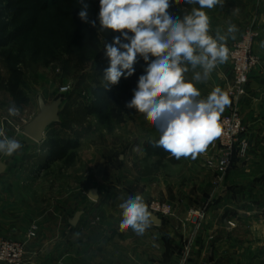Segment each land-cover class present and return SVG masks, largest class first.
Here are the masks:
<instances>
[{"label":"crops","instance_id":"crops-1","mask_svg":"<svg viewBox=\"0 0 264 264\" xmlns=\"http://www.w3.org/2000/svg\"><path fill=\"white\" fill-rule=\"evenodd\" d=\"M185 7L186 13L174 17L183 19L197 5ZM207 11L211 34L215 35L217 28L226 31L229 23L237 26L236 38L227 41L228 48L244 28L252 25L258 33L255 51L264 58V0H224L223 7ZM260 69L251 73L239 101L249 139L248 155L246 159L234 158L220 180L215 177L216 168L202 163V158L216 157V141L195 160H177L164 150L158 156L154 141L159 139V133L141 116L133 124L132 132L133 170L137 171V178H119L112 197L90 188L83 205L76 208L72 204L67 212L61 211L53 199L37 197L33 190L38 180L27 178L28 170H19L13 176V165L0 158L6 165L0 174V236L26 240L27 264L58 263L64 250L68 253V264H171L176 256L178 264H264V244L260 241L264 217L261 211L253 210L254 204L264 203L258 180L253 177L264 168V76ZM187 76L191 79L192 72ZM232 76L228 61L196 87L202 98L215 87L227 92ZM231 106L232 99L222 114ZM38 143L43 149L39 168L34 172L44 170L53 161L44 136ZM158 160L162 174L156 171ZM90 191H95V198L89 195ZM137 194L144 197L147 205L156 197L173 207L171 214L157 215L160 223L152 222L143 235L119 228L122 219L119 204ZM195 209L201 216L190 214ZM77 211L82 214L72 225L70 220ZM30 223H35L36 231L27 238ZM248 232L259 242H245Z\"/></svg>","mask_w":264,"mask_h":264},{"label":"rangeland","instance_id":"rangeland-1","mask_svg":"<svg viewBox=\"0 0 264 264\" xmlns=\"http://www.w3.org/2000/svg\"><path fill=\"white\" fill-rule=\"evenodd\" d=\"M54 1L49 0L50 4L45 13L41 15L38 29L24 35L11 52L12 56L17 57V60L12 63L19 67L23 73L22 91L27 101L19 107L20 117H8L7 110L14 102L5 91L3 84H0V127L5 129L9 138H16L22 144V148L13 156L7 157L0 154V158L13 165V176L19 170H28L27 178L38 180V184L33 190L37 197L41 200L44 198L53 199L61 211L67 212L68 207H71L72 204L76 208L83 205V199L88 198V189L90 188L97 189L104 196L112 197L118 189L116 182L119 178L123 177L124 180L137 178V171L133 170V154L135 152L132 151V132L133 124L137 123L143 115L137 113L135 109L126 107L127 102L133 97L131 95L127 98L120 92L123 86L122 78L126 76H122L117 84L104 88L105 81L102 78L105 69L110 65V61L105 55V45L112 43L114 37L119 36L120 33L100 30L99 0H86L89 5L88 23L81 19L75 21L71 17L56 14L52 8ZM258 1L260 2V0ZM76 2L81 10L80 0H76ZM187 5V3H181L175 9V16L182 12L186 13L185 6ZM91 21L96 22V27L91 25ZM247 28L256 32L253 52L259 61L256 68L260 67L262 72L261 66L264 68V58H261L255 51L258 33L252 25H249L244 28L241 35ZM122 42L128 41L122 40ZM121 50L123 51V49ZM8 73L9 66L6 60L0 57L2 82L7 78ZM139 76L134 75L127 79L129 84L134 86V90L137 88ZM249 80L250 76L248 82ZM105 93H113L117 96L116 111L120 114L121 119L109 116L102 97ZM243 95L240 96V99ZM38 96H41L46 104L61 97L58 111L59 121L51 124L44 133V144L49 146L47 149L50 150L51 140H68L73 146L60 158L53 160L44 170L34 172V170H38L37 167L39 168L38 161L41 159L39 154L43 148L38 145V142L23 133V127L39 112ZM5 117L12 120L13 123L8 124ZM143 124H146V121ZM246 133L247 130H245V135ZM155 152L158 156L163 153L162 149L158 147ZM236 157L233 155V159ZM202 159V163L207 167L216 168L214 161L212 164H208L204 158ZM155 165L156 171L164 173L159 160ZM216 172L215 177L218 178V171ZM254 174H257L253 177L258 180L260 194L264 198V168ZM145 175H147L146 171ZM127 190L130 191V187ZM153 199L166 202L156 197ZM253 207L254 211H261L264 217V203H256ZM61 219L63 223V218ZM29 225L28 229L32 223ZM261 228L260 241L263 245L264 223ZM245 235H248L245 236V242H259V239L251 232ZM3 238L17 240L13 237ZM65 242H68L67 239ZM65 248H67L66 245ZM176 259H171V264H178L179 259ZM46 264L53 263L49 261ZM54 264H68L66 250L61 252L59 262ZM76 264L83 263L76 262Z\"/></svg>","mask_w":264,"mask_h":264},{"label":"clouds","instance_id":"clouds-1","mask_svg":"<svg viewBox=\"0 0 264 264\" xmlns=\"http://www.w3.org/2000/svg\"><path fill=\"white\" fill-rule=\"evenodd\" d=\"M80 2L78 16L88 23L89 5L86 0ZM175 3L197 7L180 19L169 12L172 0H99L100 30L120 33L105 45L110 65L102 79L106 89L117 84L122 76H132L137 57H142L147 63L145 74L139 76L126 107L135 109L156 128L159 139L154 141L155 147L177 160H195L221 137L220 118L231 105L229 94L220 87L202 98L196 84L209 80L214 70L228 62L227 41L236 38L238 28L229 23L226 31L217 28L215 35L211 34L207 10L223 7L224 0H175ZM91 25L96 27V22L91 21ZM189 71L191 79L187 76ZM7 113L8 117L21 116L15 104ZM5 119L8 124L13 123ZM21 148L20 141L9 138L0 127V154L11 157ZM119 208L121 231L143 235L151 227L152 215L142 195L129 196Z\"/></svg>","mask_w":264,"mask_h":264},{"label":"built area","instance_id":"built-area-1","mask_svg":"<svg viewBox=\"0 0 264 264\" xmlns=\"http://www.w3.org/2000/svg\"><path fill=\"white\" fill-rule=\"evenodd\" d=\"M256 32L247 28L239 39L233 42L230 50V67L232 81L227 86V93L232 99L231 109L221 115L222 135L216 140V157L204 158L205 162H215L219 177L227 171L233 155L244 159L249 150V139L245 135V127L240 115V96L243 95L244 86L247 84L250 73L258 66L259 61L253 52ZM264 75V68H262ZM214 159V160H213ZM149 211L156 215L167 216L171 214L172 206L166 202L151 200L148 203ZM190 214L201 216L198 210L190 211ZM36 225L32 224L28 229L27 238L35 235ZM26 240H13L0 237V264H27Z\"/></svg>","mask_w":264,"mask_h":264},{"label":"trees","instance_id":"trees-1","mask_svg":"<svg viewBox=\"0 0 264 264\" xmlns=\"http://www.w3.org/2000/svg\"><path fill=\"white\" fill-rule=\"evenodd\" d=\"M49 4V0H0V57L4 58L9 66V73L3 82L0 74V84H3L5 91L17 107L25 103L27 98L22 91V70L12 63L17 60V57L12 56L11 52L24 35L38 29L41 15L45 13ZM179 5L172 0V6L169 9L172 16H175V9ZM52 8L58 15L71 17L75 21L80 20L78 16L80 8L76 0H55ZM146 67V62L138 56L132 76L145 74ZM128 78H122L123 86L120 91L127 98L134 93V86L129 84ZM102 97L109 116L121 119L116 111L117 96L113 93H105ZM72 146L68 140H51L49 150L51 160L60 158Z\"/></svg>","mask_w":264,"mask_h":264},{"label":"water","instance_id":"water-1","mask_svg":"<svg viewBox=\"0 0 264 264\" xmlns=\"http://www.w3.org/2000/svg\"><path fill=\"white\" fill-rule=\"evenodd\" d=\"M38 108L39 112L32 118V120L23 127V133L33 139L36 142H41L43 140L44 133L46 129L54 123L59 121L58 111L61 103V97H57L50 104H46L41 96H38ZM6 165L3 162H0V174L5 171ZM89 195L92 198L96 197L95 191H90ZM151 212V211H150ZM82 214L81 211H77L73 218L70 220L72 225H75L79 219V216ZM152 222L155 224L160 223V218L153 212Z\"/></svg>","mask_w":264,"mask_h":264}]
</instances>
